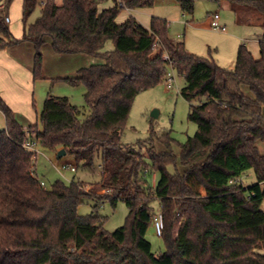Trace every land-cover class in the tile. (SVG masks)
I'll use <instances>...</instances> for the list:
<instances>
[{
	"label": "trees",
	"instance_id": "1",
	"mask_svg": "<svg viewBox=\"0 0 264 264\" xmlns=\"http://www.w3.org/2000/svg\"><path fill=\"white\" fill-rule=\"evenodd\" d=\"M11 1V0H9ZM45 0L41 15L21 40L0 18V49L30 42L35 47L34 78L42 76V47L49 38L58 55L101 59L63 78L85 86L91 114L81 120L80 108L67 97L49 94L40 116L42 127L24 129L0 97L6 127L0 130V264H264V34L261 58L240 46L235 67L218 65L170 36L169 23L158 17L144 28L134 17L116 21L122 10L151 8L155 0ZM193 21L194 0H176ZM40 0H23V23ZM264 14V0H235ZM264 29V25H263ZM111 43L114 49L105 51ZM183 76L181 95L190 103L188 119L194 136L179 144L170 134L152 131L150 162L142 149L123 146L135 98L166 80L170 63ZM248 88L251 94H247ZM56 154L64 149L77 170L93 174L100 160L98 186L73 179L41 186L35 154L24 148L27 132ZM160 143L166 150L155 152ZM179 165L183 171L178 168ZM175 172H170V167ZM253 171L256 182L242 179ZM148 172L159 178L148 185ZM85 199L95 205L78 213ZM124 201L126 224L104 229L103 204ZM158 201L164 222L160 236L165 251L156 255L147 239Z\"/></svg>",
	"mask_w": 264,
	"mask_h": 264
},
{
	"label": "rangeland",
	"instance_id": "2",
	"mask_svg": "<svg viewBox=\"0 0 264 264\" xmlns=\"http://www.w3.org/2000/svg\"><path fill=\"white\" fill-rule=\"evenodd\" d=\"M43 1L45 0H40L26 25L23 23V0L0 1V5L5 4L6 6L4 10L0 9V18L2 20L9 18L6 26L15 39L21 40L24 32L40 17ZM55 1L57 4L62 2V0ZM194 2L195 12L192 24H187L186 20L190 18L183 15L182 9L176 0H155L154 6L148 8V10H152V16L166 20L169 23L170 36L175 40L184 41L189 52L208 60L215 59L218 64L230 65L231 62H226L228 60L225 58L228 54V51L224 48L226 35L214 28L207 30L200 28L202 25H206L210 17L217 11L220 15L223 14L222 9L218 10V0H194ZM143 14L145 13L143 12ZM230 21H233V19H230ZM227 27V34L233 35L234 29L229 24H227ZM109 47L113 48L111 43L106 46V52L110 50ZM10 48L7 57H0V97L7 99L8 103L6 104L11 108L17 120H20L24 125L34 124L30 126L34 127L37 124L41 128L40 116L49 94L55 97H67L73 105L80 108L82 112L81 120H85L91 114V109L87 106L84 97L85 86L82 84L78 86L71 85L59 76V73L70 71L75 67H79L77 70L83 67L81 59L56 55L52 50L51 40L46 38V42L42 47V76L35 79L34 45L21 43L16 46L2 48L0 51L3 50L4 52ZM16 50H18V54H16ZM218 58L220 61H217ZM174 77L176 83L171 88L164 81L162 84L140 93L135 98L122 135V145L142 149L144 161L147 163L150 162L149 149L152 147L150 143L152 131L158 136L170 134L176 141L173 147L176 155L180 151L179 144L185 143L197 131V125L188 119L190 103L181 95V89L185 86V79L176 73ZM244 91L249 95L251 94L248 88H244ZM153 112L157 113L156 117L152 116ZM5 127V117L0 110V130L5 129ZM153 145L157 153L166 150L158 142ZM259 147L264 155V144L260 143ZM39 152L40 154L36 158V174L40 180L45 182L47 189H51L57 180L69 184L75 179L76 181L82 180L91 183L90 186L99 185L98 182L101 178L100 160L97 161L96 172L93 174L81 170L72 172L70 169L63 168L64 164L75 165V160L71 155L58 159L56 153L42 146L39 147ZM177 166L183 171L179 165ZM169 170L173 173L175 167L172 166ZM146 178L148 185L153 186L155 180L159 178V174L148 172ZM242 181L245 187L251 186L256 182L254 172L249 171ZM94 205L95 202L92 199H85L78 208L79 215L86 216L90 214ZM153 205L156 209L159 208L158 201H155ZM262 209L264 210V202ZM99 213L107 218L103 226L106 231L111 233L126 224L129 209L124 201H120L115 208L111 207L110 204H103L99 208ZM147 239L151 242L152 250L156 255H160L165 251L164 241L157 235L154 225L149 229ZM259 252L264 255V250Z\"/></svg>",
	"mask_w": 264,
	"mask_h": 264
},
{
	"label": "crops",
	"instance_id": "3",
	"mask_svg": "<svg viewBox=\"0 0 264 264\" xmlns=\"http://www.w3.org/2000/svg\"><path fill=\"white\" fill-rule=\"evenodd\" d=\"M117 1L119 2V0ZM218 3H219L218 10L222 9L223 14L220 15L219 11H217V13L213 14L210 17V20L207 22V24L202 25L200 28L203 30H207L209 28L213 29L212 23L214 21V16L216 14L219 15V19H218L219 24L226 28V31L223 32L226 35L225 40H224L225 41L224 48L225 50L228 51L227 57L225 58L228 60L226 62H231V63L230 65H225V63L218 64L215 59L213 60L222 67H228L229 69L234 68L236 64L238 50L240 46L242 45L247 47L249 52L253 55V57L256 60H259L261 58L260 43H261V40L264 34V29H263L264 14L254 8L240 5L236 3L235 0H218ZM114 4H115L114 0H103V3L100 4L99 8L100 10L107 9V8L114 6ZM142 10L145 14H143ZM194 12H195V9H194ZM182 13L185 17H187L183 11ZM152 14H153L152 10H148V8L134 9V10L125 9L123 12L120 13L116 21L121 24L125 22L128 18L134 17L144 28L150 29L151 20L154 17L152 16ZM228 18L233 19V21H230V19ZM193 20H194V17H193ZM186 22L187 24H190V23L192 24L193 21L189 22L187 19ZM227 24H229L234 29L233 35L227 34L228 32ZM24 43L32 44L30 42H24ZM112 47H113V44H112ZM109 49H110L109 51H112L114 47L113 48L109 47ZM9 50H11V48L6 49V51L4 52L3 50L0 51V57H7L9 55L8 54ZM16 54H18V50H16ZM58 56L69 57V58L78 57L79 59H81L82 64H83V67L81 68L88 67L92 64L100 63L102 61L101 59L97 57L81 55V54L65 55V56L58 55ZM59 59H62V58H59ZM76 61L78 60L76 59ZM217 61H220V59L218 58ZM78 68L79 67H75L74 69H71L70 71L59 73V76H61L62 78L74 77L76 76V73L78 72L77 70ZM2 99L5 103H8L7 99L5 98H2ZM17 121L24 129H28L30 126L34 125V124L24 125L22 122H20V120H17ZM72 166H75V165H72Z\"/></svg>",
	"mask_w": 264,
	"mask_h": 264
},
{
	"label": "built area",
	"instance_id": "4",
	"mask_svg": "<svg viewBox=\"0 0 264 264\" xmlns=\"http://www.w3.org/2000/svg\"><path fill=\"white\" fill-rule=\"evenodd\" d=\"M5 2L6 0H0ZM123 2V0H119V3L121 4ZM6 8L5 4H1L0 5V9L4 10ZM219 19V15L216 14L214 16V21L212 23V27L215 30L221 31V32H225L226 28L224 26H221L218 22ZM6 22H9V18H6ZM164 60H166L167 62L170 63L169 66V71L167 73L166 76V82H167V86L169 88H171L175 83H176V79L174 77L175 71L173 68V64L169 58L168 55H164L163 57ZM24 148L26 150H28L29 152H32L33 154H35V157L37 158V156L40 154L39 152V147L41 146V141L39 139H36L34 135H32V132H27L26 133V138L24 141ZM64 169H70L72 172H76L77 168L75 166H71L69 164H64L63 165ZM40 184L41 186H46L45 182L43 180H40ZM154 226H155V230L158 236L162 235L163 229H164V222H163V217H162V213H161V206H159L158 210H157V214L154 218Z\"/></svg>",
	"mask_w": 264,
	"mask_h": 264
},
{
	"label": "water",
	"instance_id": "5",
	"mask_svg": "<svg viewBox=\"0 0 264 264\" xmlns=\"http://www.w3.org/2000/svg\"><path fill=\"white\" fill-rule=\"evenodd\" d=\"M152 116L156 117L157 116V113L156 112H153ZM67 153L64 149L60 150L57 154V158L58 159H61L62 157L66 156Z\"/></svg>",
	"mask_w": 264,
	"mask_h": 264
}]
</instances>
